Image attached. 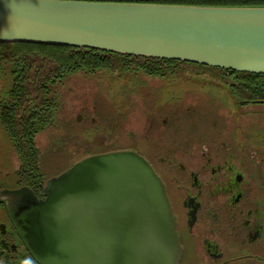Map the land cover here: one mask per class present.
Listing matches in <instances>:
<instances>
[{
	"label": "flooded vegetation",
	"instance_id": "obj_1",
	"mask_svg": "<svg viewBox=\"0 0 264 264\" xmlns=\"http://www.w3.org/2000/svg\"><path fill=\"white\" fill-rule=\"evenodd\" d=\"M72 76L53 84L33 120V166L10 134V93L0 99L10 140L0 154V264H46L44 214L68 169L121 150L145 156L164 183L178 264H264V97L245 103L211 91L199 107L183 103L186 91L171 101L165 84L150 93L139 79L127 88L99 83L114 98L105 102L97 90L75 94Z\"/></svg>",
	"mask_w": 264,
	"mask_h": 264
},
{
	"label": "water",
	"instance_id": "obj_2",
	"mask_svg": "<svg viewBox=\"0 0 264 264\" xmlns=\"http://www.w3.org/2000/svg\"><path fill=\"white\" fill-rule=\"evenodd\" d=\"M14 41L264 73V6L0 0V42ZM45 211L46 264H178L164 183L135 150L76 162Z\"/></svg>",
	"mask_w": 264,
	"mask_h": 264
},
{
	"label": "trees",
	"instance_id": "obj_3",
	"mask_svg": "<svg viewBox=\"0 0 264 264\" xmlns=\"http://www.w3.org/2000/svg\"><path fill=\"white\" fill-rule=\"evenodd\" d=\"M180 4L196 6H264V0H89ZM0 73L8 82L10 110L15 118L10 134L25 148L33 166V120L47 100L53 84L69 75H111L112 86L126 88L139 76L159 77L171 101L184 91L205 89L233 96L245 103L264 97V73L236 71L175 59L121 54L88 47L38 43L0 42ZM11 123V120H10Z\"/></svg>",
	"mask_w": 264,
	"mask_h": 264
},
{
	"label": "rangeland",
	"instance_id": "obj_4",
	"mask_svg": "<svg viewBox=\"0 0 264 264\" xmlns=\"http://www.w3.org/2000/svg\"><path fill=\"white\" fill-rule=\"evenodd\" d=\"M145 80L146 86L143 85V87H141L142 89H144L145 91H149L150 93L156 89L158 86H162L163 84H165V81L160 79L159 77H146V76H139L136 80ZM112 76L111 75H105L102 73H98L95 75H84V74H78V75H74L69 79V84L68 86H72V89L74 91L75 94H78L80 92V90H77L78 86H82L84 88V90L86 92H89V94H92L94 90H97L95 96L99 99H103L105 102L110 101L111 98L110 96V92L107 91H98L99 87L98 84L102 83L106 86H110L113 84L112 81ZM133 83H136L137 81L132 80ZM131 84V85H132ZM8 82L6 80V78L0 73V99L2 97H4L7 92H8ZM60 89V88H59ZM152 89V91H151ZM205 94H210L209 90H205V89H190L188 91H186L185 97H184V102L185 104H188L191 102V100L193 101V104L197 105L200 107V104H203L202 102H204L205 100ZM69 98H73L72 96H69ZM74 102H77L74 98ZM256 108V107H253ZM106 118L109 117V115H105ZM126 121V127H124V129L126 130V133L128 134L129 132H131L133 130L132 122L134 121L132 113H128L127 116L124 118ZM125 133V134H126ZM10 143L9 137L6 134V132L4 131V129L0 126V154L3 153V151H5L4 149L7 148L8 144ZM10 145V144H9Z\"/></svg>",
	"mask_w": 264,
	"mask_h": 264
}]
</instances>
